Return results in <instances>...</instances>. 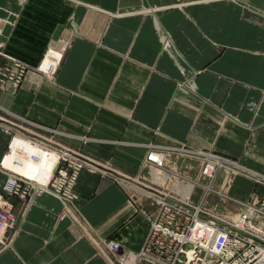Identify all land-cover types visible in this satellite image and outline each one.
Returning a JSON list of instances; mask_svg holds the SVG:
<instances>
[{
	"label": "crops",
	"instance_id": "0c3cea01",
	"mask_svg": "<svg viewBox=\"0 0 264 264\" xmlns=\"http://www.w3.org/2000/svg\"><path fill=\"white\" fill-rule=\"evenodd\" d=\"M0 31V66L27 68L17 90L0 81V186L18 124L96 164L71 201L5 196L19 216L0 264H119L111 242L152 264L133 260L152 197L202 201L188 184L202 160L186 152L231 162L212 182L231 198L264 197V0H0ZM63 44L55 74L38 72ZM149 146L167 150L163 169ZM218 199L204 203L217 216L240 212Z\"/></svg>",
	"mask_w": 264,
	"mask_h": 264
},
{
	"label": "built area",
	"instance_id": "2783aa9c",
	"mask_svg": "<svg viewBox=\"0 0 264 264\" xmlns=\"http://www.w3.org/2000/svg\"><path fill=\"white\" fill-rule=\"evenodd\" d=\"M2 50L3 43L0 41V55ZM62 55L58 49H48L39 62L37 71L44 75H54ZM25 70L17 62H13L10 67L0 66V81H8L13 90H17ZM20 137L21 133L15 138ZM31 143L57 156L46 184L35 179L19 178V175L6 169L8 175L1 184L0 193V252L8 246L6 232H11L16 225V216L5 196L15 195L24 199L29 192L41 189L51 192L63 202L71 201L75 198L72 190L78 172L86 168L69 156L60 159L61 149L64 148L60 145L57 148H47L35 140ZM148 150L146 162L150 168L163 169L167 150L154 146H149ZM186 153L201 158L200 175L204 179H213L218 168L231 164L212 153ZM160 175L159 173L158 176ZM198 185L202 187L201 184ZM152 199L155 211L146 216L149 229L141 250L133 256L135 262L146 260L152 264H264V199L260 204L255 200L242 203L243 209L235 216H213L202 203L193 204L175 191L155 195ZM109 249L116 255L119 264H126L129 255L122 246L111 242Z\"/></svg>",
	"mask_w": 264,
	"mask_h": 264
},
{
	"label": "bare ground",
	"instance_id": "6f19581e",
	"mask_svg": "<svg viewBox=\"0 0 264 264\" xmlns=\"http://www.w3.org/2000/svg\"><path fill=\"white\" fill-rule=\"evenodd\" d=\"M65 47L66 45L63 44L62 47L59 48L60 53L63 54ZM43 129L48 130L45 128ZM15 130L20 132L22 137L15 138L12 141L10 152H8L2 162L3 168L9 169L19 176L29 179H35L42 184H46L49 180L50 172L57 155H55L53 152H49L45 148L42 149L39 146L32 144L31 141L35 140L37 142H40L47 148L49 146L57 148L59 144L56 143V141H54L53 139L51 140L45 138L43 135L40 136L33 133H28L29 131L23 127L16 126ZM28 136H31L32 138H28ZM66 156H69L77 163L84 164V166L86 167L96 168V164L81 157L77 152H73L68 148H62L60 159H63Z\"/></svg>",
	"mask_w": 264,
	"mask_h": 264
},
{
	"label": "rangeland",
	"instance_id": "374dc122",
	"mask_svg": "<svg viewBox=\"0 0 264 264\" xmlns=\"http://www.w3.org/2000/svg\"><path fill=\"white\" fill-rule=\"evenodd\" d=\"M36 70H37V68H36ZM26 71H27V68H26ZM39 72V71H38ZM23 124H25V125H20V124H18V126H21V127H23V128H25L26 129V123H23ZM17 137H19V136H17ZM205 153H212V152H205ZM213 154V153H212ZM19 161H21V160H19ZM201 165H202V162H201ZM2 166H3V163H2ZM220 168H222V167H220ZM220 168H218V170L220 169ZM217 170V171H218ZM217 173V172H216ZM16 174V173H15ZM215 176H216V174H215ZM19 178H23V177H21V176H18ZM215 178V177H214ZM214 178L212 179H210V178H206V179H204V177L203 176H201L200 174H199V177L198 178H193V179H191V182L190 183H188V184H190V186H195L196 184H202V187H201V189H200V198L201 199H199V200H202L200 203H198V204H201L202 203V205H203V207H205L207 210H208V212L210 213V214H212L213 216H217L216 215V207L219 205V204H214V205H212V206H208V208L206 207V204H204L205 202H206V199L211 195V194H213V195H215V196H218V200H219V202L220 203H223V202H227V201H232V202H234L235 204H237L238 206H239V208H240V211L243 209V204L242 203H244V202H247V201H239V200H236V199H234V198H231L230 196H228V195H226V188L224 189L223 188V190H221L220 188L219 189H216V188H214L213 186H212V182L214 181ZM204 180V182L205 183H202V181ZM228 180V182H229V178L227 179ZM258 183H260V184H262V182L261 181H258ZM3 184V183H2ZM187 185V184H186ZM205 187V188H204ZM194 190V187H192V191ZM182 191V190H181ZM188 191H190V187H189V190ZM0 193H2V189H1V186H0ZM193 193V192H192ZM191 193V194H192ZM14 197H16V198H18L19 200H21L23 203H25L26 202V197L24 198V199H22V198H19L18 196H15L14 195ZM228 197V198H227ZM263 199H264V197H262V198H260V199H256L255 200V202L257 203V204H260L262 201H263ZM11 205V204H10ZM13 209V208H12ZM13 213H14V215L16 216V225H15V229H13L11 232H6V236L8 237L7 239H8V246L6 247V248H8L9 247V244H10V242H11V240H12V237H13V235H14V233H15V230H16V226H17V216H19L18 215V212H16L15 210H13ZM5 248V249H6Z\"/></svg>",
	"mask_w": 264,
	"mask_h": 264
}]
</instances>
